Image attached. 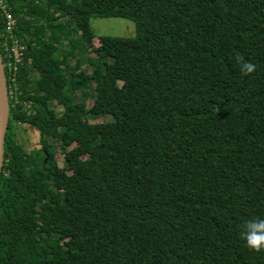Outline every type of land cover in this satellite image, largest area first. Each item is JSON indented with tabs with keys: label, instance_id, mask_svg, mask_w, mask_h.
<instances>
[{
	"label": "trees",
	"instance_id": "obj_1",
	"mask_svg": "<svg viewBox=\"0 0 264 264\" xmlns=\"http://www.w3.org/2000/svg\"><path fill=\"white\" fill-rule=\"evenodd\" d=\"M6 4L26 60L9 94L0 264H264L241 237L264 218V0ZM112 14L136 36L99 38L92 21ZM237 55L256 70L242 75ZM19 124L60 141L63 167L52 144L31 158Z\"/></svg>",
	"mask_w": 264,
	"mask_h": 264
},
{
	"label": "rangeland",
	"instance_id": "obj_2",
	"mask_svg": "<svg viewBox=\"0 0 264 264\" xmlns=\"http://www.w3.org/2000/svg\"><path fill=\"white\" fill-rule=\"evenodd\" d=\"M92 26L96 35L99 38L103 36L124 37V38H131L136 36V24L130 20L119 18L117 17L116 14L115 15L112 14L111 17L108 19H94L92 21ZM75 38H76L75 36L72 37V39L74 40ZM95 45L96 46L101 45L99 39L95 40ZM67 48L70 47L67 46ZM80 57L87 59L89 57L88 51L84 49V51L80 54ZM93 104H94V100H91L90 106L92 107ZM53 110H56V108H53ZM59 112L61 114V110ZM113 120L114 117L112 116L91 117V122L93 123L111 122ZM17 127L19 128L18 131L19 140L23 144L25 150L28 152L31 158H34L37 155L39 157L40 155V158L44 159L45 158L44 146L45 145L48 146L52 144V150L56 153V157L58 158L61 167H63L65 155L61 152L60 141H57L52 138H48L44 141L42 138V134L34 127L29 126L27 124H19V126Z\"/></svg>",
	"mask_w": 264,
	"mask_h": 264
},
{
	"label": "built area",
	"instance_id": "obj_3",
	"mask_svg": "<svg viewBox=\"0 0 264 264\" xmlns=\"http://www.w3.org/2000/svg\"><path fill=\"white\" fill-rule=\"evenodd\" d=\"M0 14L5 18L3 37L6 39L3 42L5 55H2L6 74L8 73L11 81V91L13 96L17 91L16 77L19 67L23 66L26 56H24L25 46L20 44L16 39L15 32L18 28V19L10 12L6 0H0ZM8 79V75H7Z\"/></svg>",
	"mask_w": 264,
	"mask_h": 264
},
{
	"label": "clouds",
	"instance_id": "obj_4",
	"mask_svg": "<svg viewBox=\"0 0 264 264\" xmlns=\"http://www.w3.org/2000/svg\"><path fill=\"white\" fill-rule=\"evenodd\" d=\"M235 62L242 75H250L256 70V66L250 61H245L243 57L237 55ZM241 237L245 241L246 247L250 250L260 252L264 250V218L255 217L248 220L243 225Z\"/></svg>",
	"mask_w": 264,
	"mask_h": 264
},
{
	"label": "water",
	"instance_id": "obj_5",
	"mask_svg": "<svg viewBox=\"0 0 264 264\" xmlns=\"http://www.w3.org/2000/svg\"><path fill=\"white\" fill-rule=\"evenodd\" d=\"M9 94L7 74L0 51V176L5 165L6 137L11 115Z\"/></svg>",
	"mask_w": 264,
	"mask_h": 264
}]
</instances>
